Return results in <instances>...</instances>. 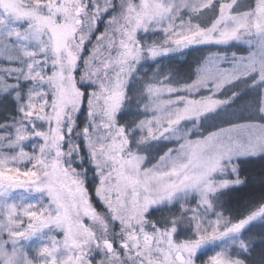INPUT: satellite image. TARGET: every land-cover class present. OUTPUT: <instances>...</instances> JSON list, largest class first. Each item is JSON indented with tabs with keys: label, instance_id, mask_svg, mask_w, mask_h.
Returning <instances> with one entry per match:
<instances>
[{
	"label": "snow or ice",
	"instance_id": "snow-or-ice-1",
	"mask_svg": "<svg viewBox=\"0 0 264 264\" xmlns=\"http://www.w3.org/2000/svg\"><path fill=\"white\" fill-rule=\"evenodd\" d=\"M255 160L264 0H0V264H264Z\"/></svg>",
	"mask_w": 264,
	"mask_h": 264
},
{
	"label": "trees",
	"instance_id": "trees-1",
	"mask_svg": "<svg viewBox=\"0 0 264 264\" xmlns=\"http://www.w3.org/2000/svg\"><path fill=\"white\" fill-rule=\"evenodd\" d=\"M261 165L260 160H255L242 166L240 175L246 178L245 183L222 191L217 198L219 208L232 216H240L252 203L264 197V185L258 181Z\"/></svg>",
	"mask_w": 264,
	"mask_h": 264
},
{
	"label": "rangeland",
	"instance_id": "rangeland-1",
	"mask_svg": "<svg viewBox=\"0 0 264 264\" xmlns=\"http://www.w3.org/2000/svg\"><path fill=\"white\" fill-rule=\"evenodd\" d=\"M222 191H224V190H222ZM220 193L217 194V198H218V196H219ZM217 198H216V206L219 207L218 204H217L218 203L217 202ZM214 250H215V248L213 246H208V248L204 250L203 255L206 257L208 254H211V252L214 251Z\"/></svg>",
	"mask_w": 264,
	"mask_h": 264
}]
</instances>
